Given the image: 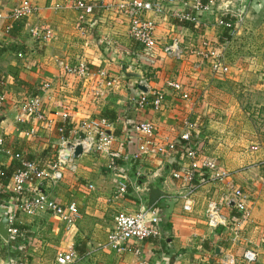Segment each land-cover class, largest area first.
I'll return each instance as SVG.
<instances>
[{
  "label": "crops",
  "instance_id": "0c3cea01",
  "mask_svg": "<svg viewBox=\"0 0 264 264\" xmlns=\"http://www.w3.org/2000/svg\"><path fill=\"white\" fill-rule=\"evenodd\" d=\"M19 1L0 0V12H8ZM29 1L38 11L12 23L9 33L4 32L8 21L0 20V93L5 97L0 107V138L13 153L45 168L55 161L60 128L73 141L85 135L84 129L80 131L82 124L105 119L111 125L106 132L113 137V148L128 158L118 160L117 170L111 172L103 153H82L62 168L60 181L43 182L41 192L64 207L74 203L78 219L67 229L47 212L16 213L15 224L24 227L27 235L22 232L19 242L13 236L8 241L0 237V264H56V256L70 244L75 251L73 264H137L140 260L146 264H224L227 257L233 259L231 264H244L241 254L246 249L257 252L255 264H264V145L259 147L252 140L251 118L242 111L232 88L241 82V75L254 77V57L229 65L226 73L213 71L211 63L199 57L203 42L220 46L226 41L217 23L224 14L236 18V35L248 44L263 45L264 0H212L209 11L199 13L198 24L187 22V26L172 13H194V0H177L163 16L147 15L155 21L153 50L129 38L128 18L114 8L118 0H81L93 6V13L83 21L79 20L82 11L75 7L78 0ZM37 23L51 29L48 42L30 37L29 29ZM262 48L255 57L264 60ZM78 62L93 73L106 72L112 87L100 84L95 76L63 73L64 64ZM44 83L49 85L43 102L50 127H37L34 136H27L33 125L17 121L19 107L26 98L41 95ZM170 83H179L188 98L182 99ZM140 86L147 95H162L160 110L137 106L134 99L142 92ZM186 120L196 125L193 137L199 140L195 146L200 156L214 160L247 193L249 220L243 225L231 220L235 210L225 206L222 215L228 222L216 228L207 225L208 203L219 202L225 195L224 187L216 183L199 186L192 210H183L186 185L171 176L186 162L179 149L166 156L137 151L135 124L149 121L158 142H178ZM17 164L0 155V169L7 173L12 174ZM121 181L127 184V194L115 198ZM148 187L164 193L149 209H156L158 236L131 241L130 250L121 253L105 247L119 213L148 210ZM8 191L0 182V219L15 211L13 200L5 195Z\"/></svg>",
  "mask_w": 264,
  "mask_h": 264
},
{
  "label": "built area",
  "instance_id": "2783aa9c",
  "mask_svg": "<svg viewBox=\"0 0 264 264\" xmlns=\"http://www.w3.org/2000/svg\"><path fill=\"white\" fill-rule=\"evenodd\" d=\"M177 0H118L114 8L117 12L125 15L129 21L128 36L131 40L139 43L149 50L156 48L155 21L147 16L149 13L155 16H163L167 7L176 3ZM213 1L202 3L200 0H194L192 5L194 13H178L173 12L172 16L179 21H186L198 24L199 13L209 11ZM75 7L81 10L80 21H83L85 16L93 13V6L85 4L78 0ZM37 7L29 0H20L11 10L6 13L0 12V20L6 19L8 23L4 26V32L9 33L12 28V23L27 19L36 14ZM218 25L229 28V36L235 34V29L228 23L222 20L217 21ZM238 24V22L236 21ZM30 37L37 42H48L52 37V31L47 25L40 23L35 24L29 29ZM230 41L224 42L220 46H212L209 42L201 44L199 57L202 60L209 61L212 69L215 72L226 73L228 71L227 63L225 62V53L228 51ZM21 53L17 56L21 57ZM62 71L66 75L84 77L91 75L95 76V80L106 87H112L113 81L108 77L106 72L97 71L95 73L88 71L84 62L67 63L62 66ZM142 85L141 83H139ZM3 83L0 82V86ZM171 88L181 93L182 99H187L188 94L182 91L179 83H170ZM48 83L41 85V95H35L26 98L19 107V116L17 121L24 123L30 122L33 128L26 131L27 136H34L37 127L48 129L50 127V119L47 115V109L43 102V94L48 89ZM4 95L0 93V107L4 101ZM135 102L139 108H150L154 111L162 108L163 97L156 93L147 95L140 92L135 97ZM65 118L66 115H63ZM111 127L110 123L105 119H98L95 122L82 124L80 131L83 139H80V134L76 133L73 141L63 135V129L57 143V155L55 161L50 163L48 167L41 168L34 161L26 160L22 155L13 153L8 149L0 138V155H5L15 159L19 163V168L12 175L9 191L13 195V204L15 211L8 218V229L10 235L17 233L14 228L16 223V213L22 212L26 215H35L41 212H47L57 217L64 223L67 229L74 226L78 219V209L74 203L67 206H62L55 200L41 192L40 186L45 181L56 183L62 179V168L72 161L73 150L68 148L69 144L81 145L83 152H101L107 157L106 168L113 172L117 170V161L126 160L128 156L113 148V137L106 130ZM196 130L195 123L184 121L183 131L179 135L178 142L166 141L160 143L155 139V126L149 121H142L133 126L137 140V151L142 155H162L166 156L175 150L176 147L187 148L184 154L185 164L181 171H172V178L179 180L186 185L185 193L182 195V207L186 212H190L193 206V195L197 188L204 183H216L224 187L225 195L219 202H210L207 205L206 220L207 225L211 228L224 226L228 220L222 215V206L227 208L232 207L238 214V223L243 225L249 220V209L247 206V193L237 186L229 178V174L221 170L212 159H207L200 156L199 147L193 146L191 136ZM92 133V136L89 134ZM256 150V148H253ZM0 175H3L0 170ZM116 197L122 198L127 194V184L121 181L117 185ZM158 218L154 210H142L136 213H119L114 218L113 230L107 235L105 247L116 250L121 253L130 250L131 241H143L149 237H156L159 234L157 225ZM134 254L139 256V251L135 250ZM231 257L223 259L224 264H231ZM241 260L244 264H255L258 260V254L253 249H246L241 254ZM75 261L74 245L70 244L67 249L59 253L55 258L56 264H73ZM137 264H146L140 260Z\"/></svg>",
  "mask_w": 264,
  "mask_h": 264
},
{
  "label": "rangeland",
  "instance_id": "374dc122",
  "mask_svg": "<svg viewBox=\"0 0 264 264\" xmlns=\"http://www.w3.org/2000/svg\"><path fill=\"white\" fill-rule=\"evenodd\" d=\"M231 38L233 39V42L230 43L228 51L233 52L228 53L227 51V53H225V62L228 65L235 66L238 62L241 63V60H243V58L249 56L254 57L253 69L256 68L255 71H257L254 72V77L250 79L246 75H241V82H239L232 88L234 90L236 99H238V101L242 105V111L248 113L249 117L251 118L250 136L253 141L257 142V146L261 147L264 145V105L253 106V104H264V60L255 57L257 53L262 52V46H264V43L263 45L251 43L248 44V42L245 41L243 37H240L236 34H234ZM229 40L230 39H227L226 41ZM242 63L245 62L243 61ZM250 65L253 66V64ZM258 71H261V75L258 74ZM251 104L252 106H250Z\"/></svg>",
  "mask_w": 264,
  "mask_h": 264
},
{
  "label": "trees",
  "instance_id": "16d2710c",
  "mask_svg": "<svg viewBox=\"0 0 264 264\" xmlns=\"http://www.w3.org/2000/svg\"><path fill=\"white\" fill-rule=\"evenodd\" d=\"M221 20L223 21V22H225V23H228L231 27H233L234 29L235 28H237V23H236V18L235 17H233V16H231V15H229V14H224L223 16H222V18H221ZM181 22H183L182 24L183 25H185V26H187V25H190V23H187L186 21H181ZM191 25H192V23H191ZM222 27V29H223V37L227 40V39H229V28H227V27H224V26H221ZM191 142H192V144H193V146H195V144H197L198 142H199V140L198 139H196L195 137H193V135L191 136ZM175 149H179V151H181L182 153H184L185 154V152L188 150L187 148H180L179 146L178 147H176ZM18 163V162H17ZM18 166L15 168V170L12 172V174H10V173H7L6 171H4L3 169H0V170H2V172H3V175H0V182L6 187V188H8V190H9V186H10V184H11V179H12V175L17 171V169L19 168V163L17 164ZM179 170H181V169H179ZM6 197H9V198H11V199H13V195H12V193L10 192V191H8L6 194ZM152 210H154V211H156V209L154 208V209H152ZM238 218H239V214L235 211V212H233L232 213V217H231V220L232 221H237L238 220ZM155 227L157 228V225H155ZM14 228H16L17 229V233L15 234V235H13V240L14 241H16V242H19V241H21V237H20V235H21V233L22 232H24L25 234H26V229L24 228V227H22V226H20L19 224H14ZM27 235V234H26Z\"/></svg>",
  "mask_w": 264,
  "mask_h": 264
},
{
  "label": "water",
  "instance_id": "95a60500",
  "mask_svg": "<svg viewBox=\"0 0 264 264\" xmlns=\"http://www.w3.org/2000/svg\"><path fill=\"white\" fill-rule=\"evenodd\" d=\"M139 89L143 93L146 92L145 87L140 86ZM80 139L81 140L83 139V135H80ZM67 147L71 148L73 150V157L74 158H77L83 152L81 145L69 144ZM147 191H148V197H147V203L145 205V208L149 210L157 203L159 198L162 197L164 195V193L155 187H148ZM0 237L5 241H8L11 238V235H10V232L8 229V218L7 217H2L0 219Z\"/></svg>",
  "mask_w": 264,
  "mask_h": 264
}]
</instances>
